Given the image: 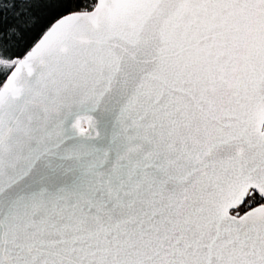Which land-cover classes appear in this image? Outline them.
Wrapping results in <instances>:
<instances>
[{"label": "snow or ice", "instance_id": "snow-or-ice-1", "mask_svg": "<svg viewBox=\"0 0 264 264\" xmlns=\"http://www.w3.org/2000/svg\"><path fill=\"white\" fill-rule=\"evenodd\" d=\"M0 264H264V0H0Z\"/></svg>", "mask_w": 264, "mask_h": 264}]
</instances>
